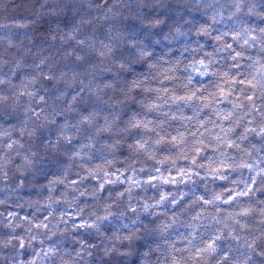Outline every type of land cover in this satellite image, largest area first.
<instances>
[{
  "label": "clouds",
  "instance_id": "clouds-1",
  "mask_svg": "<svg viewBox=\"0 0 264 264\" xmlns=\"http://www.w3.org/2000/svg\"><path fill=\"white\" fill-rule=\"evenodd\" d=\"M0 264H264V0H0Z\"/></svg>",
  "mask_w": 264,
  "mask_h": 264
}]
</instances>
